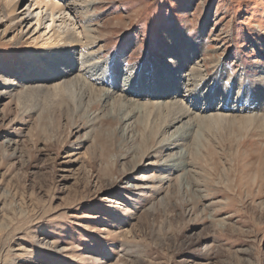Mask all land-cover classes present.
<instances>
[{
  "label": "rangeland",
  "instance_id": "obj_1",
  "mask_svg": "<svg viewBox=\"0 0 264 264\" xmlns=\"http://www.w3.org/2000/svg\"><path fill=\"white\" fill-rule=\"evenodd\" d=\"M16 1L14 13V2L0 1V264H264V124L233 118L260 114L252 100L262 103L264 89V0H55L73 4L68 16L95 39L90 50L70 51L71 77L121 88L127 99L139 98L125 77L154 82L173 71L176 41L199 47L181 56L202 70L205 87L180 88L177 100L209 112L197 95L222 86L239 109L216 96L229 118L194 128L183 187L181 173L162 166L177 150L157 149L190 118L168 121L145 148L147 113L138 106L120 110L133 114L126 126L88 93L76 91L82 100L74 103L58 91L66 79L52 72L59 58L50 55L62 50L36 25L45 9ZM152 112L149 124L158 127L161 115Z\"/></svg>",
  "mask_w": 264,
  "mask_h": 264
},
{
  "label": "bare ground",
  "instance_id": "obj_2",
  "mask_svg": "<svg viewBox=\"0 0 264 264\" xmlns=\"http://www.w3.org/2000/svg\"><path fill=\"white\" fill-rule=\"evenodd\" d=\"M15 1L16 0H10V2L8 3V5H10L11 3L13 4V2L15 3L10 9L11 13H14L16 11L18 2L17 1L15 2ZM34 2H35V6H38L37 8H35L34 11H36L37 9H40V10L45 9V12H46V14L45 13L43 14V12H39L36 15V22H37L36 25L38 27L41 25H45L44 28H46V30H49V34H51V37L49 39L50 43H47V44L54 43L55 47L53 48H57V51L62 50L61 54L59 55H50V56H53V57L56 56V58H59V63L57 64L56 69L58 70L59 68H61L58 71H56L55 68H52V72L55 73V76L57 78L60 77V78L66 79V82L64 83V85L58 88L59 92L66 93L68 97L73 100L74 103H76L77 101L80 102L82 100L81 97L71 96V95H74L76 91L80 92L82 96H85L88 93L91 95L90 99L92 100L95 99V101L97 100L99 104L102 103V105L106 104L109 106L108 115L111 118L114 119L117 116L118 117L121 116V120L124 121L125 123L128 122V120L131 118L133 114L129 113V114H125L122 116L120 110L125 111V109L130 108L132 105L138 106L134 108L136 109V111L139 110L140 113L141 112L147 113L148 115H151L153 113L152 111L154 110L157 111L161 115L160 116L161 123L160 125H158V127L157 125L153 126L149 124L150 117H148L147 114L142 116L144 118V123L146 124L145 129H144V131L146 132L143 131L144 133L141 136L142 141H143L142 142L143 147L145 148L148 147L147 143L149 142V140H151L152 138H157V136L159 135L158 134L159 128H162L164 125H166L168 121H169L168 123H171V125H173L176 122L178 123L181 120H183V118H190L187 121L182 122L172 132H170L169 137L165 139L162 143H160L159 148L157 149V152L158 151L162 152L166 150H177L176 152H174L173 154H171L170 156L164 159V161L162 162V166L165 169L171 171V173L172 172L181 173V176L179 178V183L181 187H183L184 184L189 185L190 181H187L185 177H187L188 174L190 175V173L192 172L190 169L191 161H189V158H191L192 153L190 152L189 147L192 145L190 143H192L193 141L194 128L196 126H199L200 128H202L203 123H206V122L209 125L215 124L216 126H219L220 124L224 123L227 120V118H229L228 116H226V114H223L222 109H221L222 107L221 104H215L213 102L214 99L217 98L216 96H220L224 98V102H225L224 106H226L227 109H239L238 105L231 107L228 104L229 100H231L230 99L231 97L227 95V93L225 92V88L222 86H218L217 89L212 88L211 91L209 90V92L208 91L205 92V90H202L201 95H197V98L204 103L203 106H206V108L203 107L202 109H209L210 110L209 112L200 111L201 112L200 113L199 110L193 112V110L185 106L181 100H177V98H179L177 96H179V94H181L182 92L180 91V88H184L186 90L187 88L192 87V89H189L186 92L196 94V91H197L196 88L201 87V89H204L205 87L206 79L204 77V73L202 72V70L198 67V65L192 64L190 66V62H188L185 56L183 55L184 59L181 56V52L183 53L185 50V53H190V54L192 53L194 54V56H192L191 54V57H195V54H197V50H199V47L195 46L194 52H192L189 50V48H187L188 44L186 43L185 40L184 41L174 40L178 42V44H180V48H179L180 55L175 56L176 55L175 53L174 61L175 60L177 61H175L174 63L170 62L169 64H167L169 65V67H171V69L174 72L168 71L167 73H164L163 72L164 70L160 71V73L162 72V74L161 75L160 73L157 74L156 80H154V82L152 78H151L152 80L148 78V80H142L141 82V79H139L138 76L131 75V76L125 77L123 81L125 85H127L125 90H127L128 91L127 93L130 95L135 96L134 94H137L136 98H139V99H133V98L127 99L123 95V89L121 88L114 90V91L108 90L106 88L105 89L99 88L97 85H95L94 82L90 83L89 81H87L88 79L85 78L84 76L85 74L80 75L79 72H76L75 77H71V75H73L75 58L74 59L72 58L73 53H71L70 51L72 50L73 47L83 46L84 44L86 45V48L89 49L87 42H89L90 40H95L93 38V30L91 28H87L86 34H83L81 31L78 30L77 23L74 20H71L70 19L71 17L68 16L69 13H67V11L68 9H70V7L73 4H67L65 6V3H59V2H56L55 0H34L33 3ZM17 27L18 26L16 25V28ZM22 30L23 29L21 27L20 31ZM172 36H174V34ZM49 58H50V62H48L47 65L50 70L51 69L50 66H53L52 60L54 58L53 59L52 57H49ZM94 65L96 64L93 63L92 66ZM92 66L90 68V71L92 70L91 72H94L96 67H92ZM185 68H186V71H188V74H184L183 79H181L182 75L174 74L175 69L176 71L183 72ZM65 69H68V70L65 71ZM262 71H263L262 73H264L263 67H262ZM114 78L115 77H113V79ZM168 79L173 81L172 82L173 84L171 86L169 84V81H167ZM262 79L264 82V77ZM221 81H223V79H221ZM145 82L147 83L145 84ZM149 82L153 83V85H151L150 88L147 86ZM189 84L191 85L190 87H189ZM137 85L139 86L138 88H137ZM260 85H261V82H260ZM206 94H209L207 98H206ZM255 94L256 92H254L253 95ZM253 95L250 94V96H253ZM260 97L262 99V103H260V99L258 98L257 99L255 98L252 100L253 105L261 109L259 111L260 114L258 116H256L255 114L254 116H251L250 114H248V116L247 115L233 116V118L234 119L239 118L246 124H251L253 122L264 124V89L260 90ZM145 98H148V99L153 98V101L155 100H160V101L151 102L152 99H150L149 101L151 103H147L146 105L141 104L142 102L140 103L139 100H142ZM169 100H172V101H169ZM196 112H199L198 115L196 114L197 116L194 115L195 117H193V114ZM211 112L214 114H210L207 117L200 116V114H203V113L208 114ZM158 121H159V118H158ZM128 125L129 124L126 123V126ZM190 177L192 176L190 175ZM185 188H188V187L186 186ZM208 198L209 197H207L206 199Z\"/></svg>",
  "mask_w": 264,
  "mask_h": 264
}]
</instances>
